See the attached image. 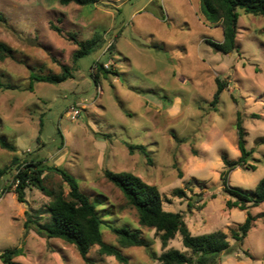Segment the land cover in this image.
Masks as SVG:
<instances>
[{"label": "rangeland", "instance_id": "374dc122", "mask_svg": "<svg viewBox=\"0 0 264 264\" xmlns=\"http://www.w3.org/2000/svg\"><path fill=\"white\" fill-rule=\"evenodd\" d=\"M237 13L236 50L224 55L205 42L221 43L223 32L205 19L200 0H96L84 6L0 0V43L13 51L12 58L0 60V83L12 87L0 90V137L16 148H0V169L16 157L65 170L83 194L100 202L106 226L140 229L150 251L160 255L164 250L155 231L138 225L136 212L103 175L104 170L131 173L157 187L163 209L180 214L193 236L226 235L230 250L215 264H264V202L248 209L254 222L237 243L231 231L247 211L227 209L234 198L220 180L221 157L240 156L237 113L250 157L228 173L227 186L252 193L264 177V16ZM68 34L78 41L99 37L101 47L74 64L77 47ZM95 63L117 76L99 74ZM62 66L71 69V79L58 85L32 82L27 90L30 73L60 74ZM216 80L224 89L211 106ZM72 107L79 110L73 121ZM127 145L143 146L147 158L129 153ZM14 175L13 168L0 181V191L12 186ZM43 177L46 188L68 193L59 176L44 172ZM175 189L184 197L173 196ZM25 201L19 203L13 191L0 199V253L20 248L18 264H87L73 245L25 233V211L43 210L50 199L29 187ZM106 226L104 243L117 246ZM170 248L190 255L178 235ZM121 251L130 264H154L145 248ZM87 257L90 264H118L99 255L96 246Z\"/></svg>", "mask_w": 264, "mask_h": 264}, {"label": "trees", "instance_id": "16d2710c", "mask_svg": "<svg viewBox=\"0 0 264 264\" xmlns=\"http://www.w3.org/2000/svg\"><path fill=\"white\" fill-rule=\"evenodd\" d=\"M59 2L61 5L73 3L78 6H84L95 4L96 0H59ZM200 9L205 19L210 23L220 24L223 32V41L221 43L206 40V44L215 52L226 55L236 50L237 10L254 16H264V0H200ZM3 22L4 19L0 15V23ZM49 25L51 30L61 33V30L53 23H49ZM68 38L77 47L72 54L74 64L79 59L101 47L99 37L78 41L75 34H68ZM110 49L112 47H109ZM12 52L9 47L0 43V60L12 58ZM95 66L99 74L103 76H117L116 72L105 69L101 63H95ZM71 78V69L66 66H62L60 74L37 75L30 73L27 90L31 91L32 82L58 85ZM1 89L11 90L12 87L0 83ZM223 89L224 84L216 80V91L213 94L211 106L218 103ZM235 126L237 148L240 156L235 161H228L225 156L221 157L225 170L221 173L220 180L224 192L234 198V201L229 200L226 202L227 209L238 208L241 211H247L244 222L237 225L236 230L231 231L232 238L237 243H241L246 238L254 222V217L248 212V209L264 202V177L259 180L252 193L231 189L227 186L228 173L246 164L250 157V153L245 148L244 131L239 113H237ZM0 148L8 152H15L16 150L15 146L10 144L4 137H0ZM127 149L129 153H133L136 150L147 158L146 149L141 145H127ZM42 162L35 158L20 161L14 157L9 167L0 169V181L4 176L11 173L13 168L15 169V175L12 180L14 189L11 190L12 186L1 189L0 199L6 192L13 191L16 200L19 203H25L26 189L33 187L39 190L50 201L43 210L30 209L25 211L23 223L25 233L33 231L41 238L58 239L71 244L75 247L79 257L87 264H90L87 257L89 250L95 246L98 247L99 255L112 257L118 264H130L128 258L121 251V249L126 248H145L148 258L154 264H215L220 254L228 253L230 250L227 237L221 231L193 236L180 214L163 209L164 199L157 187L146 184L131 173H114L104 170L105 179L118 189L127 205L136 212L138 225L141 228L155 231L164 250L160 255H156L150 251L149 244L141 236L140 229L130 230L127 227L106 226L97 210L100 202L96 200V205L88 196L83 194L74 176L61 168L43 165ZM173 167L176 168L175 163ZM44 172L59 176L62 182L67 185L68 193L64 194L60 188H46L43 177ZM173 196L184 197V192L182 189H175ZM197 196L200 198V195ZM197 201L199 202L200 199H197ZM192 206V204H189L188 208L190 209ZM44 214L47 215V220L42 222ZM103 226L108 227L115 236L117 246L104 243L102 236ZM176 235L180 237L182 246L189 251V256L177 249L170 248L166 250L168 243ZM19 255H21L20 248L5 249L0 253V260L2 264H18L14 259Z\"/></svg>", "mask_w": 264, "mask_h": 264}, {"label": "built area", "instance_id": "2783aa9c", "mask_svg": "<svg viewBox=\"0 0 264 264\" xmlns=\"http://www.w3.org/2000/svg\"><path fill=\"white\" fill-rule=\"evenodd\" d=\"M69 119L71 121L75 120L78 116H79V110L78 109H74L73 107L70 108V112H69Z\"/></svg>", "mask_w": 264, "mask_h": 264}]
</instances>
